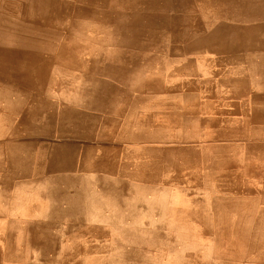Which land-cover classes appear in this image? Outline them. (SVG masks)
<instances>
[{
  "label": "rangeland",
  "instance_id": "374dc122",
  "mask_svg": "<svg viewBox=\"0 0 264 264\" xmlns=\"http://www.w3.org/2000/svg\"><path fill=\"white\" fill-rule=\"evenodd\" d=\"M0 85V264H264V0H0Z\"/></svg>",
  "mask_w": 264,
  "mask_h": 264
},
{
  "label": "bare ground",
  "instance_id": "6f19581e",
  "mask_svg": "<svg viewBox=\"0 0 264 264\" xmlns=\"http://www.w3.org/2000/svg\"><path fill=\"white\" fill-rule=\"evenodd\" d=\"M8 49V48H7ZM14 51V50H13ZM23 51V50H22ZM5 53H7V52H5ZM9 55V54H8ZM13 56V55H12ZM15 57V56H14ZM2 78V77H1ZM2 82V81H1ZM1 86V85H0ZM4 87V86H3ZM11 87V86H10ZM9 88V87H8ZM5 96V95H4ZM7 98H8V96H7ZM9 103V102H8ZM16 106V105H15ZM9 114V113H8ZM7 116V115H6ZM7 117H9V116H7ZM10 122V121H9Z\"/></svg>",
  "mask_w": 264,
  "mask_h": 264
}]
</instances>
